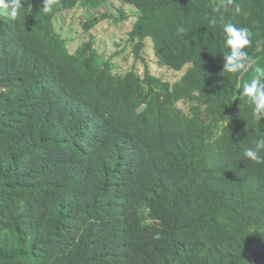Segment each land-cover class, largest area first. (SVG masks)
I'll return each instance as SVG.
<instances>
[{"label": "trees", "instance_id": "trees-1", "mask_svg": "<svg viewBox=\"0 0 264 264\" xmlns=\"http://www.w3.org/2000/svg\"><path fill=\"white\" fill-rule=\"evenodd\" d=\"M108 1L0 9V264H264V164L243 155L264 117L239 96L264 67V0H119L135 59L149 40L186 69L172 86L112 73L93 40L67 49L56 16ZM226 21L252 33L246 71L225 70Z\"/></svg>", "mask_w": 264, "mask_h": 264}, {"label": "rangeland", "instance_id": "rangeland-1", "mask_svg": "<svg viewBox=\"0 0 264 264\" xmlns=\"http://www.w3.org/2000/svg\"><path fill=\"white\" fill-rule=\"evenodd\" d=\"M131 10V7L122 5L119 0H109L99 11L84 10L77 6L58 14L54 21L55 28L65 40L70 52L93 40L96 50L111 63L112 73L116 75H124L130 70H135L139 76H143L147 66L151 75L172 86L180 80L186 69L174 72L159 66L149 40L145 41V48L140 53L142 60L135 59L133 47L127 40L135 18V15H128ZM120 12L130 16V19L121 20ZM98 13L109 14L111 18L86 31L82 23L90 14Z\"/></svg>", "mask_w": 264, "mask_h": 264}, {"label": "clouds", "instance_id": "clouds-1", "mask_svg": "<svg viewBox=\"0 0 264 264\" xmlns=\"http://www.w3.org/2000/svg\"><path fill=\"white\" fill-rule=\"evenodd\" d=\"M54 2L55 0H43V11L50 12ZM21 8V0H0V9H4L13 20L19 15ZM236 11H240L239 7L236 8ZM210 23L216 24L217 21L213 19L210 20ZM184 31L183 27L177 28L178 34H182ZM223 32L225 33V46L229 49V52L225 54V70L230 73L246 71L248 66L245 62L251 58L244 49L251 45L252 33L247 27H237L228 21L223 23ZM239 96L247 97L254 103L253 115L259 122L264 117V67L256 64L254 75L250 81L243 83V90ZM261 149H264V137L256 140L254 147L246 148L243 155L257 164H264V155H261Z\"/></svg>", "mask_w": 264, "mask_h": 264}]
</instances>
